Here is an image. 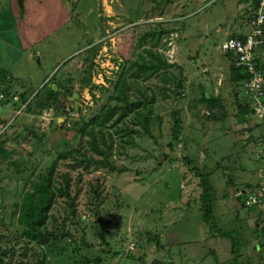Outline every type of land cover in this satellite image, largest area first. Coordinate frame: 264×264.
Segmentation results:
<instances>
[{
	"label": "rangeland",
	"instance_id": "374dc122",
	"mask_svg": "<svg viewBox=\"0 0 264 264\" xmlns=\"http://www.w3.org/2000/svg\"><path fill=\"white\" fill-rule=\"evenodd\" d=\"M24 1L0 0V82L8 75L11 88L0 106V264H85L84 256L102 264H230L236 240V264H264V210L242 204L234 192L244 186L231 184L235 135L221 130L234 120L214 129L209 110L194 114L206 109L197 103L212 87L204 78L220 77L202 54L216 50L231 16L247 17L255 0L246 12L236 0ZM212 6L201 15L203 27L215 26L210 41L181 36L194 11ZM155 57L173 66L153 69ZM54 85L58 99L49 98ZM175 120L180 141L172 149ZM93 133L107 158L90 148ZM186 158L209 174L207 222L200 178ZM51 171L56 197L40 227L48 236L38 241L27 234L24 204L41 196ZM65 178L74 201L60 195Z\"/></svg>",
	"mask_w": 264,
	"mask_h": 264
},
{
	"label": "crops",
	"instance_id": "0c3cea01",
	"mask_svg": "<svg viewBox=\"0 0 264 264\" xmlns=\"http://www.w3.org/2000/svg\"><path fill=\"white\" fill-rule=\"evenodd\" d=\"M236 1L238 5H240L239 9L240 8L244 9L243 12H246V7H248L252 3L251 0H236ZM9 2L13 4V3H17V0H9ZM201 4H202V0H199L197 5L201 6ZM225 8H226V11H231L230 8L228 7H225ZM206 9L208 8L202 9L200 7L198 10L194 11L189 16V18L191 19L187 20L185 29L184 30L181 29L182 30L180 32L182 33L181 36L186 37L189 35V33H192L194 38L201 37L204 45L205 43H207L206 41L211 40V37H209L210 35L208 34V31L214 28L215 26H213L209 30L207 29L206 25L203 27L202 25L203 23H205V20L201 15L202 13H207V14L212 13L214 11V6L211 7V10L210 9L206 10ZM239 9L237 13L240 11ZM231 17H235L237 18V20L233 22L235 18H232L233 20L231 19V21H229L231 25L228 27L226 31L225 39L229 38L230 36H245L247 33L250 32L251 29L244 30L246 26H250V23L248 22V19H247L248 15L247 17L240 16V15L231 16ZM219 19L220 18L215 19V22H217L218 26L221 24ZM237 21H239L238 24H237ZM210 26L211 24L209 25V27ZM220 44L219 43L217 44V48L213 53H211L209 50H206V52L202 54L205 57H207V60L209 62V66L206 67L207 70L213 69L214 66L218 67L220 77L213 78V81L212 79L204 78V80L207 83L211 84L212 87L209 91L203 93V95L201 96V99L197 101V103L200 102L201 104H204L206 106V109H203L201 114H199V112L197 113L195 112L194 114L195 115L198 114L201 117L204 115L207 116V112L210 109H208L207 103L204 102V99H202L204 94H207L208 96H214L217 99H219L217 102V107L212 108L210 110V114H211L210 119L216 123L219 122V125L216 124L217 126L214 129H217L220 127V120H222L225 117H228V118L230 117L231 119L234 120L230 130L224 129L221 131L228 132L226 133V134H229L228 136H230L231 133L235 135L233 137L234 139H232L231 142L233 143V148H235L236 150L228 154V157L230 158L232 157L229 160L231 162V164L229 165L230 170L233 171L232 172L233 180L231 181V184L235 186L238 180L241 182V185H243L244 187L236 186L237 188L235 189V191L238 189L244 190L246 188L256 187L264 181V176H263V171H262L264 164H263L262 158L258 156V154L261 153L262 147L264 146V127L260 126V123H258L257 120H255L251 112H250V115L248 116L244 113L246 112V107H247L245 105L248 104V107L250 109L251 107L249 105V100L247 96L246 95L243 96L242 92L239 89V86H237L238 81H239L237 79L240 78L241 76L238 74L236 69H234L235 64H234V60H232L233 58L229 56L228 54H225V53L221 54L219 52ZM207 54H210V55H207ZM256 54H257L258 62L264 68V47L259 48ZM227 65L230 66V70H231L230 75L228 74L227 70L223 73V70L226 68ZM203 71L204 70L202 68V73ZM223 80H226L227 83L222 85ZM216 83L218 85L217 87L215 86ZM242 86H244L243 83H242ZM239 96H241L242 99ZM250 118L254 119L255 121L251 120V122L248 123ZM239 119L241 120V122H239ZM234 125H237V129L240 130L239 132L241 136H238V133L236 132H232ZM243 130H244V133H243ZM247 138L249 139L251 138V140L255 142L251 144L249 143V141H247ZM228 139L229 137L227 138V140ZM247 149L249 150V154L244 155V152ZM225 156L226 155L224 154L222 158ZM259 163L262 165L261 168H258L257 166V164ZM225 196H227L226 193H225ZM258 208H262L264 210V205ZM262 226H264V224Z\"/></svg>",
	"mask_w": 264,
	"mask_h": 264
},
{
	"label": "trees",
	"instance_id": "16d2710c",
	"mask_svg": "<svg viewBox=\"0 0 264 264\" xmlns=\"http://www.w3.org/2000/svg\"><path fill=\"white\" fill-rule=\"evenodd\" d=\"M256 5H257V0H255L254 7ZM240 37H243V36H240ZM155 58L158 60L157 61L158 64H151V67L153 69H159L161 67L170 68L173 66L169 62L162 61L159 57H155ZM234 69H236L238 74L241 76L237 80L243 81V78L245 77V73H242L240 69L236 66L234 67ZM7 77L8 75H4V80L6 81L5 86H2L0 82V90L3 93H5L6 97H7V90L11 89L10 83H9L10 81L7 80ZM57 87L58 86L54 85L50 88L49 98L58 99V94H60V92H59V88ZM202 99H204V102L207 103L208 109L210 110L212 108L217 107V102L219 100L216 97L208 96L207 94H204ZM139 105H142L141 102L139 103ZM245 106H247L248 111L250 113L251 109L248 107V104ZM210 110H209V115H211ZM149 122H150V118L147 115H143L142 124H143L144 131H146L147 134L151 135V132L149 130ZM171 130H172V143L169 146L173 149L174 144L180 141V124L178 120L174 121V124L171 126ZM89 133H92V132L90 131ZM90 136L91 138L89 140V146L93 150V152L103 156V159H105V157L107 158L106 149L102 147L104 146L105 141H103L104 143L98 142L97 135L94 133L91 134ZM165 157L168 158L167 155H165ZM103 159L98 160V163L106 167H111L112 169L114 168V166L108 160L107 162H105ZM186 162H187L190 172H192L193 174H195L196 176L200 178V186L202 188L200 198L202 201L203 219L205 222H207L211 218L212 211H213V198H212L213 190H212V184H210L209 174L206 172H203L200 169V167H198L197 165H193L191 159L186 158ZM51 178H52V171L49 173V177H47V180L43 184L38 186V190L39 192H41V196L36 201H34L32 197L31 201L26 202L24 204V207H26V211H24L23 213L24 215L23 220L27 221L28 223L27 234L32 239L38 240V241H45L48 236V234L45 231L42 232L40 230V227L44 225L46 218H47L46 211L50 208V206L53 203L54 198L56 197V194H54L52 190L50 189L51 184H52ZM69 185H70L69 178H65L63 187L60 189V195L66 196L69 200L74 201V198L70 195ZM261 232L264 234V226L261 228ZM234 238L236 239V237ZM235 243H236L234 244L235 246L232 248V258L230 260L231 262L230 264H236L237 262H239V259L242 256V253L240 252L241 242L239 240H236ZM81 259H82L81 262L85 264H102V259L100 256H95L93 258L84 256ZM4 262H2V264Z\"/></svg>",
	"mask_w": 264,
	"mask_h": 264
},
{
	"label": "built area",
	"instance_id": "2783aa9c",
	"mask_svg": "<svg viewBox=\"0 0 264 264\" xmlns=\"http://www.w3.org/2000/svg\"><path fill=\"white\" fill-rule=\"evenodd\" d=\"M251 30L245 36H233L220 44L223 52L231 54L234 64L245 73L244 90L249 100L251 114L255 120L264 123V68L257 60V50L264 47V0H257V5L248 14ZM6 95L0 90V106ZM264 164V146L258 154ZM264 176V166H263ZM235 197L248 208L264 205V181L256 187L238 189ZM4 264H7L6 262Z\"/></svg>",
	"mask_w": 264,
	"mask_h": 264
},
{
	"label": "water",
	"instance_id": "95a60500",
	"mask_svg": "<svg viewBox=\"0 0 264 264\" xmlns=\"http://www.w3.org/2000/svg\"><path fill=\"white\" fill-rule=\"evenodd\" d=\"M24 0H18L19 4H22ZM164 159V157L158 158V162H161Z\"/></svg>",
	"mask_w": 264,
	"mask_h": 264
}]
</instances>
